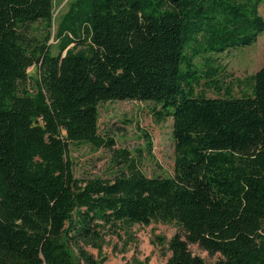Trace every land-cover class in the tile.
<instances>
[{
    "label": "trees",
    "instance_id": "trees-1",
    "mask_svg": "<svg viewBox=\"0 0 264 264\" xmlns=\"http://www.w3.org/2000/svg\"><path fill=\"white\" fill-rule=\"evenodd\" d=\"M262 2L72 0L56 24L55 0H0V264H105L85 247L152 223L182 231L166 264H207L190 245L264 264V68L225 85L215 58L258 41ZM117 101L172 120L173 176L118 150L113 180L76 178L70 148H111L100 106Z\"/></svg>",
    "mask_w": 264,
    "mask_h": 264
},
{
    "label": "rangeland",
    "instance_id": "rangeland-1",
    "mask_svg": "<svg viewBox=\"0 0 264 264\" xmlns=\"http://www.w3.org/2000/svg\"><path fill=\"white\" fill-rule=\"evenodd\" d=\"M72 0H55L54 19L56 24L68 9ZM264 18V0L260 6ZM54 45V41L51 40ZM216 65L221 71L218 79L225 85H236V81L258 72L264 68V33L258 41L249 47L237 48L216 55ZM199 68L203 59L196 61ZM30 88L39 80V68L29 70ZM197 87L196 92H205L209 98L223 96L215 89L205 86ZM244 89L234 87L233 94L239 96ZM173 122L167 119L158 123L152 113V104L133 101H117L100 106L99 133L105 141H113L111 148H96L91 145L72 146L69 159L73 163L76 178H101L113 180L119 171L116 165V151L125 150L128 157L136 159L141 171L148 177H171L175 169V143L172 136ZM152 143L151 149L149 143ZM182 231L176 224L152 223L149 226L118 227L102 234L98 247H85L94 260L105 264H166L172 253L170 240ZM191 252L215 264L220 256L210 255L198 245H190Z\"/></svg>",
    "mask_w": 264,
    "mask_h": 264
}]
</instances>
